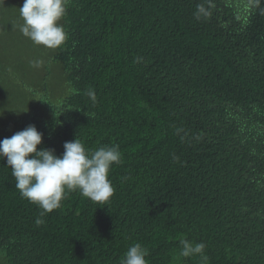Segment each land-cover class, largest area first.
<instances>
[{
  "label": "trees",
  "instance_id": "16d2710c",
  "mask_svg": "<svg viewBox=\"0 0 264 264\" xmlns=\"http://www.w3.org/2000/svg\"><path fill=\"white\" fill-rule=\"evenodd\" d=\"M23 3L0 0V140L35 125L38 150L77 137L122 162L107 205L73 191L37 226L0 160V264H120L136 243L148 264H264V0H68L54 50L21 34Z\"/></svg>",
  "mask_w": 264,
  "mask_h": 264
},
{
  "label": "clouds",
  "instance_id": "9594fccd",
  "mask_svg": "<svg viewBox=\"0 0 264 264\" xmlns=\"http://www.w3.org/2000/svg\"><path fill=\"white\" fill-rule=\"evenodd\" d=\"M67 5L68 0H24L19 8L21 34L37 46L53 50L61 47L67 39L60 23L66 15ZM41 64L42 61H35L34 67ZM85 95L95 103L94 89H87ZM15 112L19 114L25 111ZM42 137L43 133L35 125H29L11 137L0 140V160L6 158L15 188L23 199L41 209L35 224L42 225L45 222L43 217L60 208L62 201L73 191H78L93 204L107 205L115 192L109 179L110 170L113 165L122 162L119 146L86 149L76 137L73 141L65 142L63 154L57 156L54 149L38 150ZM177 159L173 156V160ZM203 247L202 244L194 248L186 245L181 254L189 256L199 253ZM148 255V250L136 243L128 248L120 264H148Z\"/></svg>",
  "mask_w": 264,
  "mask_h": 264
},
{
  "label": "rangeland",
  "instance_id": "374dc122",
  "mask_svg": "<svg viewBox=\"0 0 264 264\" xmlns=\"http://www.w3.org/2000/svg\"><path fill=\"white\" fill-rule=\"evenodd\" d=\"M8 62H14L13 64H15V62H18L17 60L15 59H9ZM3 94L5 96H8V97H11V93L9 90H7L6 88H3Z\"/></svg>",
  "mask_w": 264,
  "mask_h": 264
}]
</instances>
